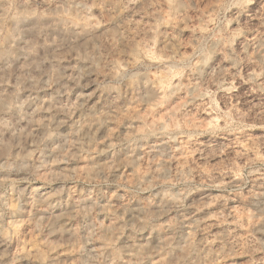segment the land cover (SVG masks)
I'll return each instance as SVG.
<instances>
[{
    "label": "clouds",
    "instance_id": "1",
    "mask_svg": "<svg viewBox=\"0 0 264 264\" xmlns=\"http://www.w3.org/2000/svg\"><path fill=\"white\" fill-rule=\"evenodd\" d=\"M0 264H264V0H0Z\"/></svg>",
    "mask_w": 264,
    "mask_h": 264
}]
</instances>
